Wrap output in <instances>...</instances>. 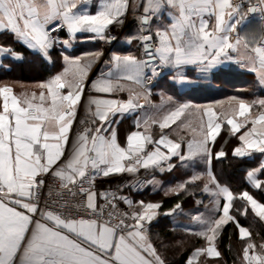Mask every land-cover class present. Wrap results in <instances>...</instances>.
Returning a JSON list of instances; mask_svg holds the SVG:
<instances>
[{"label": "snow or ice", "instance_id": "obj_1", "mask_svg": "<svg viewBox=\"0 0 264 264\" xmlns=\"http://www.w3.org/2000/svg\"><path fill=\"white\" fill-rule=\"evenodd\" d=\"M93 2L0 0V33L11 34L49 63L50 51L60 48L63 64L62 71L36 84L38 92L16 95L7 84L0 86V264H165L149 235L162 204L134 202L115 191L98 192L95 178L137 174L141 169L170 172L177 165L196 162L203 163L206 171L166 192L187 193L188 184L204 181L207 203L203 199L195 203L203 205L207 219L200 215L192 219L203 225L197 235L206 245L195 248L185 264H201L202 257L203 264H211L210 258L220 257L215 241L229 222L244 241L240 264H264V243L254 244L251 232L235 214L247 216L250 209L264 221V179L260 178L264 159L246 173L257 194L234 192L212 171L214 159L264 157V98L247 101L231 96L230 109L218 112L225 101L177 103L169 95L167 101L174 107L159 121L138 118L135 127L144 131L127 134L126 146L118 142L113 127L145 104L159 110L149 100V84L158 69L167 68L184 82L189 66L207 72L231 60L255 73L264 85V33L249 36L238 30L248 14L264 15V0H246V8L245 0H98L94 13ZM133 3L143 23L128 42H137L142 54H113L105 62L107 70L90 82V119L80 120L85 127L70 138L85 85L103 53L70 56L62 49L70 48L80 32L90 33L91 40L109 41L110 26L121 24ZM164 12L168 22L153 29L151 21ZM61 29L68 39L59 35ZM0 53L22 58L11 47H0ZM122 92L128 93L126 100L92 94ZM186 114L195 116V122L185 123L181 118ZM177 121L188 133L179 141L164 131ZM155 123L161 130L158 140L149 131ZM225 124L236 140L230 153L216 147ZM237 200L242 212L234 205ZM121 204L129 210H122ZM181 208L177 203L165 216Z\"/></svg>", "mask_w": 264, "mask_h": 264}, {"label": "crops", "instance_id": "obj_2", "mask_svg": "<svg viewBox=\"0 0 264 264\" xmlns=\"http://www.w3.org/2000/svg\"><path fill=\"white\" fill-rule=\"evenodd\" d=\"M97 5L98 0H94V2L90 5V11L93 13L96 12L98 10ZM137 7L138 5L136 3H133L129 12L125 16V18H123V24L122 27H120L118 36L113 37V33L119 29V25L110 26L109 34L113 38L109 41L91 40L89 39V36L91 35L90 33L80 32L76 34V38L72 41L70 48L62 49L65 54H68L70 56H80L83 53L95 51H101L103 53L100 60L94 63L92 72L90 73L89 81L85 85L84 95L82 96L81 104L78 105L77 109L76 122L81 116L88 115L87 97L89 95L88 89H90V82L92 79H95L100 74V72H102L103 70H107L106 67H108V65H106L105 62L109 61L113 54L134 53L138 56L142 54V48L138 46L137 42L134 41L131 44L128 42V39L138 33V29L143 23V18L141 15L140 24L138 22H135L132 18L134 13L139 14L136 11ZM160 17V19L151 21V27H153V29L168 22L169 17L166 12L161 13ZM238 30L242 35L249 36L264 33V24L260 20L259 13L255 12L248 14L244 21L240 24ZM7 35L9 36L8 38L6 37ZM11 36V34L0 33V47H11L13 51L17 52L22 58L16 59L8 53H0V86L7 84L8 86L13 88L14 94L16 95H22L24 93L30 94L32 91L38 92V89L36 88L37 83L46 81L51 76L57 74L59 71H62L63 64L60 58L61 49L56 48L50 51L51 63H49L38 52L28 49L27 46L17 41V43H20L22 45V48L16 49L13 43L9 41V38ZM60 36L65 39L69 38L66 30L62 31ZM13 40L15 41L14 37ZM106 46L108 47V49H106ZM24 50L30 51L31 54L26 55ZM33 54H36L37 56L33 57ZM20 62L25 63V66L23 68L26 71H32L29 75L33 74V71H36L33 69L31 70L30 68L32 67H41L43 64H45L44 66L47 67V69L44 71L41 68L42 74H39V68V72H37L38 75L26 78L25 76H22L20 67L16 65ZM189 68L190 69L185 72L187 80L184 82L177 81L179 77L176 76V74L171 70L165 68V72L157 79L156 83L150 86L151 95L149 96V100L151 102V105L158 106L159 110L152 108L149 104H145V101L143 99H140L139 103L145 104V107L143 109H138L135 113L125 114L122 118H119V122L113 127L116 130L118 142H121L122 146H126L125 137L127 134H130L131 131H144L143 127H141L140 129H137L135 127L136 120L138 118L141 119V122L143 119L148 117H152L155 120L159 121L162 120L163 116L167 114V111L171 110L174 107L173 103L167 101V96L169 95L172 96L173 101L177 103L210 104L222 101V98H220L222 88H231L234 89V91H232V94L234 96L242 99L245 98V100L247 101L264 98V85L260 84L256 74L249 71L247 68L242 67L237 62L228 60L218 64L207 72L197 70L196 68H194V66H189ZM255 93L257 94L255 95ZM92 94L102 95L104 96V98H119L124 100L128 98L127 92L111 95L95 93ZM229 109L230 106L226 102L225 104H223L222 109L217 108L216 110L219 112L221 110L227 111ZM181 119L184 120L185 123H187L188 120H193L195 122L196 117L186 114V116L182 117ZM76 122H74V125ZM73 129L70 133V138L75 135ZM149 131L154 140L159 139L161 130L159 129L158 123L152 124L149 128ZM164 131L169 135L170 139H174L177 141H179L181 136L186 137L188 135L186 130L180 124V121H177L176 124H173L169 129H165ZM149 148H151V145L149 146ZM261 159H264V157H261ZM216 166H218L217 171L219 170V174L216 172ZM256 167H259V165ZM205 171V166L201 162H196L188 166L177 165L170 172L164 171L163 173H160L159 171H149L148 184L146 185L143 192L127 190V197L134 202L143 200L146 203L156 202L162 204L161 201L165 196L177 194L176 192L166 194L169 189L175 188L176 185L180 183H185L191 180L192 175L196 172L204 173ZM212 171L222 185L228 186L225 180L226 177L222 174V161H216L214 159ZM260 178L264 179L262 177ZM196 182H201L203 188V180ZM202 188L198 192L199 196L196 197L195 201L197 199H203L205 200V203H207V198L202 193ZM97 191L99 192V189H97ZM195 201L192 206H185L186 208H183L182 206L180 210H177L170 216L172 218H175L174 221L180 222L181 220L177 219V214L179 212L188 215V217H190V220L181 221L182 226L189 231L199 233L203 230V225L200 223V221L193 220L192 217L200 215L202 219H207V212L204 209L203 205L198 206L196 205ZM172 209L173 208L160 209L158 217L165 215L166 212H169ZM217 250L220 252L218 247ZM241 258L242 255L238 258V262L241 261Z\"/></svg>", "mask_w": 264, "mask_h": 264}, {"label": "trees", "instance_id": "obj_3", "mask_svg": "<svg viewBox=\"0 0 264 264\" xmlns=\"http://www.w3.org/2000/svg\"><path fill=\"white\" fill-rule=\"evenodd\" d=\"M6 37L8 38L9 36L7 35ZM9 41L13 43L16 49L22 48L20 43L13 40V36L9 38ZM24 52L26 55L31 54L28 50H24ZM32 56L36 57L37 55L33 54ZM16 65L20 67L22 76H25L26 78L38 75L37 72L39 71V74H42V69L44 71L47 69V67L44 66L45 64L41 67H32L30 69L36 71H33V74L29 75L32 71H26L23 68L25 66L24 62L17 63ZM221 90L220 98L226 103L229 96L233 95L232 91H234V89L222 88ZM256 94L257 93H255V95ZM235 143V137L229 135L227 125L225 124L220 137H218L216 147L223 148L226 152L230 153L231 148ZM260 159L261 157L259 154H256V158H246L243 161L232 158L230 155L222 160V174L226 177L225 180L228 186L234 192L239 193L243 190H250L253 194H257L258 190L251 188V185L247 182L246 172L249 169L258 166L260 164ZM217 169L218 166H216V172L219 174V170L217 171ZM187 188V193L165 196L161 201L162 208H174V205L177 203H180L183 208L192 206L196 197L199 196L198 192L202 188V183L195 182L194 184H188ZM257 198H260L259 195H257ZM234 205L240 207L241 212L243 211L240 201H235ZM232 211L235 212V207ZM235 214L240 224L247 227L251 232V241L256 245L264 243V221H260L259 218L254 216V214H251L250 209L247 216L241 215L240 212H235ZM174 219L175 218H172L170 215H162L158 217L150 226V238L151 242L157 248L158 254L165 261V264H185L187 256L190 255L195 248L206 245V241L203 237L197 235V232L189 231L182 226L181 221L190 220L188 215L179 212L177 214V219L181 221L177 222L174 221ZM216 245L221 252V256L218 258H210L211 264H240L238 258L242 255L244 241L240 239L235 224L229 222V224L221 229L217 236ZM204 259L205 258L203 257L201 258V264H203Z\"/></svg>", "mask_w": 264, "mask_h": 264}, {"label": "built area", "instance_id": "obj_4", "mask_svg": "<svg viewBox=\"0 0 264 264\" xmlns=\"http://www.w3.org/2000/svg\"><path fill=\"white\" fill-rule=\"evenodd\" d=\"M246 7H247V2L245 0V8ZM259 17H260V20L262 21V23L264 24V15L259 13ZM132 18L134 19L135 22H138L139 24L141 23L140 14L134 13ZM122 24H123V21L121 24H119V29L113 33V37L118 36V34H119L118 32L120 30V27H122ZM50 27H55V25L53 24ZM62 31H64V29L60 30L59 35L61 34ZM106 49H108L107 46H106ZM164 71H165V69H163V70L158 69V73L154 77H152L149 86L153 85L156 82V80L158 79V77H160L164 73ZM88 91H89V89H88ZM82 119L89 120L90 117H89V115H84V116H81L77 120V122L74 125V129H73V131L75 133L77 130L82 131L83 127H85V125H81L79 123V121ZM148 174H149V171H145V170L141 169L139 173L134 174V175H130L128 173L114 174V175H110L107 178L103 177L102 175H99L95 178L96 190L99 189V191H108V192H114L115 191V192H118L119 194H123L125 196H127V190H132L135 192H141L145 189L146 185L148 184V180H149ZM120 208L122 210H125V211L129 210L127 208V206L123 205V204L120 205Z\"/></svg>", "mask_w": 264, "mask_h": 264}]
</instances>
